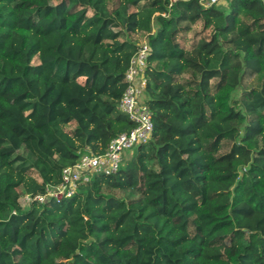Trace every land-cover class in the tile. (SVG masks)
<instances>
[{
    "label": "trees",
    "instance_id": "16d2710c",
    "mask_svg": "<svg viewBox=\"0 0 264 264\" xmlns=\"http://www.w3.org/2000/svg\"><path fill=\"white\" fill-rule=\"evenodd\" d=\"M206 1L0 0V264H264V0ZM145 40L150 139L21 206L133 128Z\"/></svg>",
    "mask_w": 264,
    "mask_h": 264
},
{
    "label": "built area",
    "instance_id": "2783aa9c",
    "mask_svg": "<svg viewBox=\"0 0 264 264\" xmlns=\"http://www.w3.org/2000/svg\"><path fill=\"white\" fill-rule=\"evenodd\" d=\"M225 1L227 0H208L203 5L210 7ZM149 54L150 47L145 40L130 58L124 73L125 88L118 110L133 124V128L112 138L104 153L82 155L74 164L64 167L58 185L47 187L43 195L23 196L20 199L21 206L71 198L80 185L88 184L94 176H110L117 173L123 154L150 139L153 131L151 113L141 100L147 84L145 70Z\"/></svg>",
    "mask_w": 264,
    "mask_h": 264
},
{
    "label": "rangeland",
    "instance_id": "374dc122",
    "mask_svg": "<svg viewBox=\"0 0 264 264\" xmlns=\"http://www.w3.org/2000/svg\"><path fill=\"white\" fill-rule=\"evenodd\" d=\"M142 100V99H141ZM131 151H128V152H126V153H124V157H126V158H130V156H131Z\"/></svg>",
    "mask_w": 264,
    "mask_h": 264
}]
</instances>
